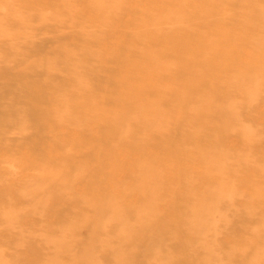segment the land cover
Here are the masks:
<instances>
[{"label":"rangeland","instance_id":"374dc122","mask_svg":"<svg viewBox=\"0 0 264 264\" xmlns=\"http://www.w3.org/2000/svg\"><path fill=\"white\" fill-rule=\"evenodd\" d=\"M104 1L112 15L91 0H65L66 7L58 0H0V264H148L146 248L156 241L173 257L169 264H200L201 255L192 252L199 245L183 234L174 206L181 200L177 190L182 191L175 171L187 165L191 184L198 186L204 180L200 162L177 163L166 156L183 146L190 153L214 145L234 152L247 143L248 160L264 163V89L253 93L242 86L231 91L237 127L218 130L219 120L210 116L209 125H195L200 140L183 138L186 127L168 108L170 93L163 87L192 68V49L183 40L201 39L197 29L204 22L196 18V7L185 6L186 28L158 42L153 34L166 25L142 24L171 0H155L154 6L149 5L152 0ZM249 1L251 12L264 9V0ZM235 13L226 10V30L237 27ZM257 19L264 22V17ZM147 48L152 57L144 65ZM25 62L34 67L26 70ZM152 62L163 70L142 77L141 67L150 70ZM71 63L77 66L79 81ZM59 96L67 101L61 118L52 110ZM151 103L164 115L165 133H152L145 122L133 120L136 106L148 115ZM123 123L128 131L122 135L117 126ZM167 137L172 147L164 145ZM143 162L150 170L163 168L154 222L109 239L116 225L98 230L95 208L114 203L131 220L133 209L144 200L134 189L139 180L134 175ZM224 162L234 172H213V177L219 175L231 185L219 206L223 212L215 210L207 217L206 239L220 252L233 250L230 259L222 256L227 264H240L243 255L235 249L250 237L243 231V207H253L245 223L252 225L264 202L247 189L248 181L257 184L258 171L250 162L236 165L228 157ZM260 180L264 186V176ZM240 231L246 241L236 239ZM261 260L264 264V256Z\"/></svg>","mask_w":264,"mask_h":264},{"label":"bare ground","instance_id":"6f19581e","mask_svg":"<svg viewBox=\"0 0 264 264\" xmlns=\"http://www.w3.org/2000/svg\"><path fill=\"white\" fill-rule=\"evenodd\" d=\"M58 1L61 2L59 3L61 6L64 4V7H66L65 0ZM155 2V0H152L149 5L154 6ZM249 2V0H171L168 7L161 9L154 17L149 16L148 21L143 22V24L141 23L144 25L149 22H161L163 26L166 25L164 26L165 28H161L153 34L156 41L164 42L166 36H174L175 32L183 30L185 27L186 5L192 8L196 7L195 9L198 11L196 18L204 22L197 29L201 33V39L192 40V42L187 38L183 40L192 49L190 54L192 68L189 73L183 78H169L167 85L163 87L165 91L170 93V99L167 103L170 112L177 120V123L186 127V134L183 138L200 140L198 127L195 125H209L210 116H216L219 120L218 130L235 129L237 122L230 110L231 103L229 101L231 91L242 86L252 89L253 93H258L259 89H264V22H259L257 19L260 16L264 17V9L261 8L262 10L258 11L254 7L255 9L251 12ZM91 3L98 7L105 5L106 15L113 14L110 11L111 8L106 5L107 1L91 0ZM229 7L232 11L236 12L235 14L238 17L237 27L233 31L226 30L224 27V22L228 19L225 17L226 10ZM259 13L260 15H258ZM137 29L138 27L135 26L131 31L135 33ZM147 49L148 51L145 52L143 57L144 65L149 63L150 61L148 62V60L152 57L149 54L152 49ZM152 63L150 70L143 67L144 65L141 67L142 77L150 75L152 70H155L156 73L163 70L158 63ZM69 66L72 69V75H77L75 79L79 81L80 78L78 77L76 64L71 63ZM169 66H165V68H169ZM33 67L34 64L32 62H25L26 70ZM118 85L123 90L122 84ZM66 106V99L59 96L58 103L52 110L61 118V116L66 114L63 112ZM141 109L142 107L140 106L135 107L133 112L136 115L134 114L133 120L145 122L147 130L149 129L152 133H165L164 115L160 112L158 105L151 103V111L148 115H142L144 112ZM168 119L166 118V122ZM193 124L195 129L190 131L189 128L191 127L190 129H192ZM117 128L122 135L128 131L126 123L117 126ZM163 143L165 146H173L168 142V137L167 141L163 140ZM216 146L214 145L213 148L196 149L193 153H190L183 146V148L178 147L177 151H172L168 156L165 155L167 159L174 160L177 163L180 162L179 160L185 161L187 159L191 161L196 158L200 162L201 178H204V180L198 186L194 187L191 184V170L187 165L180 167L177 172L175 171L177 184L179 187H182V191L179 192L177 190V197H180L181 200L174 205L176 206L175 210H177L175 212V220L184 229L183 234L187 237L190 236L195 244L199 245L192 252L193 254L201 255L199 259L200 264H213L214 261L227 264L223 258L226 256L225 259H230V253L233 251L220 252L216 249L214 242L206 239L207 217L215 210L220 213L223 212L219 206L223 201L225 189L231 185L230 180L222 178L219 175L213 177V172L229 169L224 165L227 157L231 158L235 164L237 163L236 165L241 162L247 166L250 162L248 156L251 150L250 145L247 143H242V149L234 152H224L218 145ZM146 165L147 163L143 162L140 168H138L139 171L134 175L135 180L139 179L134 189L140 192L144 200L142 204L137 205L133 209L131 220L123 217L120 207L114 203L104 208L96 207L95 212L93 211L98 230L103 231L109 224L116 225V233L110 235L109 239L126 236V230L128 229L134 227L147 229L148 226L153 224L157 213L155 207L160 189L158 184H160L163 168L158 167L150 170ZM250 165V168L253 167L254 170H257L259 175L256 174L257 179L255 178L257 184L254 185L255 182L253 183L252 181L247 182V189L254 199L264 202V186L258 183V181H261L260 178L264 176V163L250 162ZM229 170L234 172V168H230ZM199 190L202 191L200 197L198 199L194 198L193 194L199 192ZM243 208L244 217H241L244 220L245 228L243 231H246L250 237L247 239V236L243 235L241 231L236 233V239L238 237L244 241L247 239L246 242L248 244L244 246L239 245V248L235 250L239 255H243L244 259L242 258L240 264H262L261 258L264 256V211L255 220V223L246 225V220L249 219V215L253 212V207L248 203ZM183 210L184 212L181 213ZM130 248L129 250H132ZM162 250L160 243H157V241L152 243V246H147L146 253L149 255L147 263L169 264L170 259L172 260L173 257ZM113 252L120 256L117 249H113ZM228 264H232V262L230 263L229 261ZM233 264H235L234 261Z\"/></svg>","mask_w":264,"mask_h":264}]
</instances>
